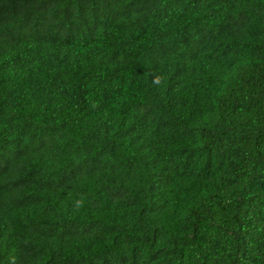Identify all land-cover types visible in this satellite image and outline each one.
I'll use <instances>...</instances> for the list:
<instances>
[{"label":"trees","instance_id":"1","mask_svg":"<svg viewBox=\"0 0 264 264\" xmlns=\"http://www.w3.org/2000/svg\"><path fill=\"white\" fill-rule=\"evenodd\" d=\"M0 264H264V0H0Z\"/></svg>","mask_w":264,"mask_h":264}]
</instances>
